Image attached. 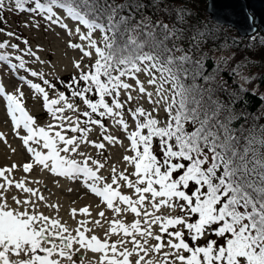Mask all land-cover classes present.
<instances>
[{"label":"snow or ice","instance_id":"obj_1","mask_svg":"<svg viewBox=\"0 0 264 264\" xmlns=\"http://www.w3.org/2000/svg\"><path fill=\"white\" fill-rule=\"evenodd\" d=\"M29 2L32 0H11L6 5V0H0V20L5 9L39 12L46 14L45 19L52 24L67 28L53 11L54 7L63 9L67 17L87 30L82 32L77 26L74 34L82 43L70 42L69 47L79 49L82 59L91 58L93 53L96 59L88 71L81 68L82 61L75 62L74 67L80 69L79 76L65 85L72 89L71 97L79 98L86 105L81 114L84 119L80 115L75 119L64 115L66 110L79 112L64 92H58L57 99H49L45 87L19 77L30 89L42 94L43 106L55 122L49 123L47 130L35 126L33 117L21 103L24 94L19 88L17 94H7L0 85V96L7 101V114L14 128L22 125L27 133L20 139L33 162L23 165L24 172L38 165L58 177L83 178L84 185L102 198L108 209L116 214L130 211L140 219L130 225L112 221L109 233L118 230L123 233L113 243L101 241L96 235L86 238L85 232L90 231L87 228L77 230L74 236L58 219L50 220L37 211L32 198L43 201L44 197L26 187L24 180L14 186L29 194L28 197L21 200L13 195L15 208L8 203L6 193L13 181L6 173L17 167L13 164L11 168L0 169V178L5 180L0 183V264H63L65 260L75 264L73 255L80 248L100 254L96 264H264V138L237 135L239 130L233 127V121L238 118L234 112L238 93H229L222 77L217 80L216 75L205 74L202 49L205 41L214 42V37L210 31L201 30L203 24L198 16L188 14L190 10L183 0L171 8L166 4V13L174 14V17L169 16L168 23L162 19L153 21L144 15L142 10L146 5L141 0H125L124 3H116V0L41 3L35 0L34 7L25 8ZM164 2L153 0V6ZM137 12H141L139 19H136ZM96 31L101 33L99 40L94 38ZM69 33L73 34L71 30ZM184 43L187 49L182 46ZM8 46L7 41L0 43V49ZM10 47L15 50L18 45ZM197 53L201 55L197 57ZM27 54L35 55L30 50ZM15 59L19 64H10V67L24 69L25 61L20 56ZM8 61V54L0 52V62ZM141 72L149 77L147 84L155 88V99L139 79ZM30 74L39 76L44 85L55 91V85L41 73L32 71ZM127 79L134 80L135 86ZM80 81L84 82L83 87ZM122 91L126 95L123 102ZM133 91L137 92V97L132 96ZM89 93L99 98L93 100ZM219 93H227L228 101L221 99ZM145 95L154 107L147 111L138 106L131 111L135 130L129 132L124 119L126 104ZM106 97L111 98L110 103ZM161 105L166 120L157 118ZM153 112L157 116H153ZM94 114L99 118H94ZM239 115L247 124V113ZM105 118L122 126L135 153L123 157L133 171L126 174V169L118 172L113 166L111 183L98 174L104 164L80 151L82 144L89 143L87 136L92 125L99 126L104 141L113 145L120 143L116 137L104 134L108 131L103 123ZM68 132L73 135L68 136ZM156 138L160 157L155 155ZM30 142L47 151L37 150ZM93 146L102 150L105 143ZM74 155L82 159L77 160ZM124 186L134 190L135 198L122 194ZM162 208L179 209L181 215H157ZM80 211L87 213L88 208ZM99 215L103 217L104 212ZM85 223L81 221L82 225ZM153 226H159L160 234L154 232ZM185 230L191 244L186 242ZM212 235L217 239H206L204 244H199L201 239ZM153 239L157 242L154 245L150 243ZM74 244L80 248L74 249ZM165 248L168 251H164ZM152 253L159 258H147ZM83 259L81 257V262Z\"/></svg>","mask_w":264,"mask_h":264},{"label":"rangeland","instance_id":"obj_2","mask_svg":"<svg viewBox=\"0 0 264 264\" xmlns=\"http://www.w3.org/2000/svg\"><path fill=\"white\" fill-rule=\"evenodd\" d=\"M8 2L6 1V5ZM205 0L200 5L199 15L202 19L207 22L208 15L204 9ZM194 6L192 7V10ZM60 14V13H59ZM3 19L0 20V43L1 39L7 41L8 47L14 42L18 45L17 49H12L13 53L10 55L20 56L25 61V68L18 71V76L24 75L27 80H31L33 83L42 84L43 80L37 76H31L32 71H36L43 75L44 79L51 80L50 83L55 85V91H53L48 86H45V90L49 93V98H58V92H62L58 85L61 82V77L64 74H71V71H75L74 74L79 75V71L74 67L75 62H81V68L86 70L90 67L96 59L93 53L91 58L84 57L82 59V53L79 49H73L69 47V43H82L78 35H75V29L78 25H75L70 20L62 17V22L67 25V28H63L58 24H52L45 19V16L39 14L25 15L16 11H8L5 9L2 13ZM61 15V14H60ZM164 22L168 20L165 17H161ZM210 20V19H209ZM214 22V21H213ZM209 21V26H216L224 32V39L222 42L215 44L207 43L203 46L202 52L204 56H209L210 61L214 63L213 68L207 70L206 74L212 73L216 75V79L220 80L222 75L223 80L226 75L232 76V79L238 83L239 88L249 89L258 93L261 97H264V83H259L256 78L260 76L261 72L264 71V53L262 52L261 45L264 43V38L262 32L256 31L254 34L248 36L245 39H238L242 45L238 50H234V45L237 41H233L234 36L237 37L235 30L228 26L222 25L217 22L213 23ZM82 32H86L81 26ZM69 30L73 34L69 33ZM6 33H13L14 35L8 36ZM101 33L96 31L94 33V38L99 40ZM236 39V38H235ZM27 41V43H25ZM211 44V45H210ZM7 48V47H6ZM11 48V47H10ZM35 53L34 56H29L28 51ZM201 54V53H200ZM177 55H179L177 53ZM197 57L198 53L196 54ZM37 57L39 59H37ZM10 64H19V61L14 60L5 64L0 65V85L5 88L7 94H17L16 89L19 88L23 92V97L21 98V103L23 107L30 113L36 122L35 125L45 127L47 130V125L49 123H55L51 114H47L41 111V100L43 99L42 94L36 93L34 90L30 89L26 83H23L19 77L14 73V70L10 67ZM80 70V69H79ZM218 70V74H217ZM235 70V71H233ZM139 79L144 83L145 88L148 92H152L153 99H155V88L147 84L149 79L143 72L139 73ZM75 77L71 76L70 78ZM244 78H247L244 79ZM54 82V83H53ZM127 82L135 86V81L132 79H127ZM62 85L65 84L63 83ZM84 83L80 87H83ZM71 90V89H69ZM71 92V91H70ZM65 93L66 96L75 103L79 109V112H72L66 110L64 115L67 117H72L75 119L80 115L81 119H84L80 114V108H83L82 101L79 98L71 97V93ZM122 98L126 100V95L121 93ZM133 97H137V92H132ZM3 96H0V169L11 168L13 164L17 165L15 169L11 172L6 173L8 179L13 181L12 186H10L6 195L8 198V203L13 207H17L12 202V196L16 195L21 200L26 199L29 194L23 193L21 190L15 188V183L21 180L25 181L26 187H31L37 191V196L42 195L44 197L43 201H40L37 197L32 199L36 201L37 211L49 217V219H58L61 224L68 227L69 232L72 235H76V231H84L85 228L90 231L85 232V237L90 238L91 235H96L101 241L108 240L109 243H113L123 236L122 232L119 230L116 233H109V229L113 226L112 221L120 220L126 225H130L136 219H140L135 216L134 213L130 211L123 214H116L112 210L108 209L106 204L102 201V198L97 197L94 193L84 185L83 178L78 180H73L65 177H58L47 170H43L42 166L34 165L29 172H24L23 165L25 163H32L33 157L27 151L23 141L20 136H24L27 133L23 130L21 125L20 128H14L11 117L7 114V103L4 101ZM123 102V101H122ZM139 104H144L149 111L154 107L148 101L147 96H141L138 99H133L130 103L126 104L125 108L135 110ZM147 110V109H145ZM152 114L157 116V113ZM158 119L166 120L167 115L163 109V105L160 106V111L158 114ZM106 128L108 131L104 133L105 135H112L117 138L120 143L109 144L107 141L103 140L101 135V129L98 125L90 126L92 131L88 133L87 140L89 143L82 144L80 151L84 152L85 155L91 156L97 159L99 162L104 164V167L99 170L98 174L105 177L106 182H111V169L113 166L116 167L117 171H124L126 174L131 173L130 165L127 164L123 157L125 155L131 156L130 142L126 138L127 136L122 133L123 128L118 125H114L111 120L107 119L105 121ZM133 120L130 118L128 125L131 126ZM59 130V129H55ZM189 130V128H188ZM190 131V130H189ZM51 134V133H50ZM68 134V133H67ZM78 135V134H77ZM71 136V133L68 134ZM156 141V140H155ZM105 143V148L102 150H97L93 144L94 143ZM42 144V141H41ZM156 148H159L158 141L155 142ZM30 146L46 152L41 148L40 145L30 143ZM155 148V149H156ZM77 160H81L82 157L75 156ZM132 178V177H130ZM0 183H5L4 178H0ZM7 186V185H6ZM121 192L124 195H129L135 198L136 194L134 190L128 189L126 186L121 188ZM123 207V205H120ZM88 208L87 213H82L80 209ZM73 210L75 212L73 213ZM31 211V209H29ZM180 214V210L176 209L171 211L167 208H162L157 212V215H170L171 213ZM100 212H104V216L99 215ZM196 217L193 218L191 222H194ZM99 220L100 223L96 224L95 221ZM81 221H86L87 223L81 224ZM143 227V222L141 224ZM155 233L159 230V226H153ZM130 240V238H128ZM165 241L167 236L164 237ZM186 242L191 244L187 236V231L185 230ZM206 239H217L214 235L207 236L205 239H201L199 244H204ZM151 244H155V240L150 241ZM128 247L131 248L132 245L129 243ZM80 248V245L74 244V249ZM123 250L122 248L120 249ZM164 251H168L167 248ZM142 254V253H141ZM98 253H93L91 250H86V248H80L79 252H75L73 255V261L75 264H96L99 260ZM81 257L83 261L81 262ZM147 258H159L158 254L152 253L150 257ZM132 261L136 259L135 255L131 258ZM63 264H68L65 260Z\"/></svg>","mask_w":264,"mask_h":264},{"label":"trees","instance_id":"obj_3","mask_svg":"<svg viewBox=\"0 0 264 264\" xmlns=\"http://www.w3.org/2000/svg\"><path fill=\"white\" fill-rule=\"evenodd\" d=\"M33 1L35 2V0H32V2H30V3H33ZM40 2L41 3H47V0H40ZM109 2H111V0H109ZM124 2H125V0H116V3H124ZM141 2L146 5V7L142 10L144 15L150 16L153 21H155L157 19H161V17H165L168 20L165 23H168L169 22V16L173 15V17H174V14L171 12L166 13V11L164 10L166 4L168 5L169 8H171L173 5L180 4L182 2V0H165L164 3H159L158 7L153 6V0H141ZM203 2H204V0H183L184 6L190 10L188 14L190 16H193V17L198 16L199 20L201 21V24H203V28L201 30L206 31V32L210 31L212 36L214 37V42L211 40L205 41L204 46L207 45V43H211V44L216 45V43L222 42V41H224V39L227 40V38H224L225 37L224 32L221 29L217 28L216 26H213V28L208 27L209 26L208 22L212 21L209 17L208 18L210 20L208 19L207 22H205L202 19V16L199 15V12L202 11L200 9L201 8L200 5ZM193 6H194L193 9H195L194 11L192 10ZM124 14L126 15L127 13H124ZM140 16H141V12H137L136 13V19H139ZM134 22L135 21H133V23ZM262 35L264 38L263 33H262ZM245 38H247V37H239L237 35V37L234 36V39L232 38V40L236 41L238 39H245ZM241 45H242V43L238 40L237 44L234 45V50H238ZM182 46L185 49H187V47H188V45L186 43H184ZM261 49H262V52L264 53V47L261 46ZM198 55H201V54L198 53ZM204 65H205V68H204L205 74H206L207 70H209L210 68H213L214 63H212L210 61L209 56L205 57ZM223 75L225 77L224 81L227 82V88H228L229 93H233V94L238 93V95H235V99L238 102H236L234 104V112L238 116V118L233 121V127H235L236 129L239 130L237 132V135H242V136L251 135V136L256 137L257 139L264 138V128L260 127L261 125H264V97H261L258 93L254 92L252 90L250 91L247 88H245L241 91V88L237 87L239 85H238V83L235 82L234 79H232V76H230V75L227 76L226 73H224V72H223ZM220 76L222 77V75H220ZM63 77L64 78H61V80L65 81L66 84L72 80L70 78V76H68V75H64ZM256 81L259 82L260 84L264 83V71H262L260 76L256 78ZM197 82L203 83L202 80H198ZM83 83H84L83 81H80L81 85ZM189 83H191V81H189ZM63 88H65V87H63ZM93 95L94 94L90 93V96H93ZM219 95L221 96V99L228 101L229 95L227 93H219ZM241 112L247 113V124L244 123V117L239 115ZM187 127L189 128L190 131L192 130L191 125H188ZM243 143H244V141L241 140V144H243ZM254 147H258V145H254ZM262 151H264V150H262Z\"/></svg>","mask_w":264,"mask_h":264},{"label":"water","instance_id":"obj_4","mask_svg":"<svg viewBox=\"0 0 264 264\" xmlns=\"http://www.w3.org/2000/svg\"><path fill=\"white\" fill-rule=\"evenodd\" d=\"M204 9L210 19L231 26L240 36L257 27L264 32V0H205Z\"/></svg>","mask_w":264,"mask_h":264}]
</instances>
